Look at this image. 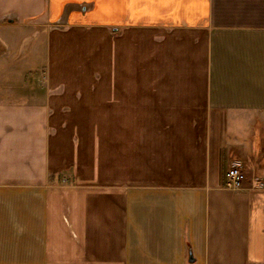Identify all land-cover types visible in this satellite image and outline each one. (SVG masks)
Returning a JSON list of instances; mask_svg holds the SVG:
<instances>
[{
	"label": "crops",
	"instance_id": "crops-1",
	"mask_svg": "<svg viewBox=\"0 0 264 264\" xmlns=\"http://www.w3.org/2000/svg\"><path fill=\"white\" fill-rule=\"evenodd\" d=\"M0 264H264V0H0Z\"/></svg>",
	"mask_w": 264,
	"mask_h": 264
},
{
	"label": "built area",
	"instance_id": "built-area-1",
	"mask_svg": "<svg viewBox=\"0 0 264 264\" xmlns=\"http://www.w3.org/2000/svg\"><path fill=\"white\" fill-rule=\"evenodd\" d=\"M243 181V175L239 168L233 167L227 173V180L225 183V189L231 191H237L241 188Z\"/></svg>",
	"mask_w": 264,
	"mask_h": 264
}]
</instances>
